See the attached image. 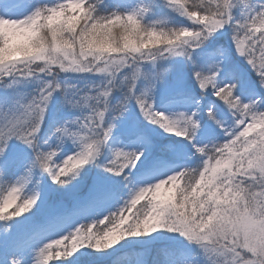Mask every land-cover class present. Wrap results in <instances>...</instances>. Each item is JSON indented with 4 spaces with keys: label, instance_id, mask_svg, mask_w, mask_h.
<instances>
[{
    "label": "snow or ice",
    "instance_id": "6c2138e0",
    "mask_svg": "<svg viewBox=\"0 0 264 264\" xmlns=\"http://www.w3.org/2000/svg\"><path fill=\"white\" fill-rule=\"evenodd\" d=\"M223 3L229 7L228 0H223ZM234 19L223 28L209 31L191 49L200 48L210 37L231 25L232 47L256 73L257 80L248 82L238 68L229 65L230 49H214L207 58H202L200 64L192 61L195 67L191 77H194L202 97L210 93L216 97L215 101L203 104L188 86L187 78L179 67L173 69L167 80L162 72L142 71L144 64L153 66L158 59L187 55L192 60V53L188 50L178 55L165 53L156 59L148 56L138 61L135 67L131 64L120 67L108 78L98 99L97 91L94 95L84 94L76 98L68 94V86L65 85L67 104L73 108L86 105L89 111L62 123L56 120L49 122L52 130L49 139L43 143L40 142V133L48 105L62 87L57 79L40 88L38 94L26 102L17 101L18 107L10 113H0V179L12 171L19 173L15 181L4 188L5 196L0 197V221L6 225L0 229V245H3L0 264H21L19 258L28 250L34 251V264H50L56 260L54 257L48 259L46 255L47 250L53 247L52 242L74 238H79L81 245L73 252L75 256L69 264H87L85 258L89 253L85 245L98 251L106 250L124 237L150 236L162 228L179 233L190 243L199 245L206 255L209 253L207 238L202 236L207 218L194 206L192 189L181 191L176 187L180 183L177 174L182 169L191 171L193 168L178 162L170 163L161 156L145 165L141 158H147L146 153L153 151L172 154L177 161L198 156L199 163L194 167L198 175L204 161L211 154H218L217 150L223 149L226 142L242 132L264 108V93L258 92V89H264V32L242 36L244 30L239 24H234ZM122 69L127 71L121 72ZM117 73L122 76L119 81ZM8 78L13 83L26 79L22 75L15 78L0 76V81ZM141 80L143 84L138 83ZM121 85H124L122 98L112 104L111 94ZM157 91L173 96L170 103L178 99L190 110L173 111L158 107L154 99ZM130 105L138 108L149 124L158 125L173 137L185 139L157 146L153 138L140 129L137 121L126 115ZM203 112H207V116H202ZM204 120H208L211 126L205 128ZM184 124H187L186 131L177 135V126ZM117 128L118 133L114 132ZM52 137L55 138L54 143L49 142ZM120 137L128 142H120ZM86 140L96 141L99 155L102 150H107L111 158L102 164L98 162L105 173L96 177L88 190L80 195L78 186L72 181L81 175L83 166L89 164L85 163L87 157L77 161L82 167L68 171L65 161L77 150L63 156L59 153L66 142H71L78 149ZM45 173L60 190L74 197L71 208L63 203L50 204L51 188L43 195L35 188L30 191L33 193L31 196L19 195L34 177ZM116 177L126 182L129 191L128 198L113 211L109 205L115 193L107 181ZM35 182L39 184L40 180L37 178ZM87 220L92 223H80ZM130 223L135 224L132 231L125 227ZM82 248L85 250L78 251ZM68 256L65 252L60 258Z\"/></svg>",
    "mask_w": 264,
    "mask_h": 264
},
{
    "label": "clouds",
    "instance_id": "9594fccd",
    "mask_svg": "<svg viewBox=\"0 0 264 264\" xmlns=\"http://www.w3.org/2000/svg\"><path fill=\"white\" fill-rule=\"evenodd\" d=\"M101 3L36 0L22 15L0 14V76L22 75L42 87L61 72H95L110 77L120 67H135L148 56L156 59L165 53H186L209 31L229 24L238 5L243 11L234 24L244 30L242 36L264 32L262 0H228L229 7L223 0H159L161 7L187 18L188 25L150 18L151 0H136L130 7L104 11L99 10ZM104 86L98 88L97 99ZM186 129L187 124L177 126L176 134ZM99 151L96 141L82 142L65 161L67 170L82 167L77 161L85 157V163L94 161ZM217 153L204 161L198 175L194 167L191 171L182 169L176 187L181 191L191 188L194 206L207 218L202 236L207 238L209 264H264V108ZM29 193L26 197L33 195ZM5 194L0 189V197ZM125 227L132 231L135 224ZM52 244L46 255L59 259L65 252L72 255L81 240Z\"/></svg>",
    "mask_w": 264,
    "mask_h": 264
},
{
    "label": "rangeland",
    "instance_id": "374dc122",
    "mask_svg": "<svg viewBox=\"0 0 264 264\" xmlns=\"http://www.w3.org/2000/svg\"><path fill=\"white\" fill-rule=\"evenodd\" d=\"M159 1V0H157ZM36 0H0V14H7V15H22L25 12H28L33 7ZM264 2V0H262ZM169 14L170 18L168 21H171L172 25H188L191 22L187 20V18L179 16L177 13H174L170 9L164 8ZM243 8L242 5H238L236 8L233 9V12L237 14L239 17L242 14ZM232 27L231 25L226 26L224 30L218 32L217 34L210 37L208 41L205 42L200 48L196 49H189L192 53V60L188 58L187 55L184 56H175V57H168L167 59H158L156 61L155 67L151 64L146 63L142 67V71L145 72H162L164 78L167 80L170 78L171 73L174 68H181L185 77L187 78V84L190 88H192L194 94L197 96L198 99H201L203 104H207L211 101H215L212 98L210 93L201 94V90L195 85L194 77H191L193 68L195 65L193 64V60L197 61V64L202 62V58H207V54L211 53L214 49L224 48L230 49V56L228 63L230 66H234L238 68L239 72L243 76L245 80L248 82H253L257 80L256 73L251 69V67L247 64L246 60L239 55L234 47H232ZM167 55V54H166ZM167 69L168 71H164ZM127 69H122L121 72H126ZM43 76V74H41ZM118 81L122 79L121 73H117ZM51 77H45V79H50ZM109 77L106 74L101 73H73V72H61L59 75L56 76V79L61 83V89H58L57 92L53 95L48 108H47V117L45 120L44 128H49V122L56 120L57 123H62L65 120L74 119L77 116H82L86 114L89 109L86 105H80L76 108L71 107L66 102V96L64 91V86H68V94L79 98L84 94H92L94 95L95 92L98 90L99 87H103V85L107 82ZM138 83L143 84V80L139 81ZM42 87V85L36 82L32 78L28 79H19V82L13 83L12 80L5 79L0 81V113L4 112H11L13 111L17 105V101L23 103L27 100L31 99L32 96L37 95L38 91ZM124 85H121L120 88L114 89L111 94V103L116 104L123 95ZM258 92L264 93V89H258ZM155 103L160 108H169L173 111L179 110H190L186 105L179 102L177 99L175 103H170L174 98L171 95L162 94L160 91L154 96ZM130 116L132 119L137 121L139 127L142 131L147 133L151 136L157 146L162 144H171L174 141H181L184 140V137L175 136L173 137L171 134L165 132L161 129L158 125H151L149 124L142 115H140L138 108L130 105L129 106V113L126 114ZM202 116H207V112H203ZM205 128L211 126L208 120L203 121ZM51 130V129H50ZM114 132H119V128L114 129ZM45 129H43L40 133V142L43 143L44 140L49 139V135L44 138ZM44 134V135H41ZM120 142L127 143L123 137L119 138ZM51 143L55 142V138L52 137L50 139ZM77 150L75 146L71 142H66L62 145V150L59 153L60 156H63L65 153L72 152ZM147 158L142 157V161L145 165L150 164L152 159L156 156H161L170 163H181L183 165H189V162L194 160L196 165L199 163L198 156H189L184 160L177 161V158L172 154H165L160 153L158 151H153L151 153H146ZM111 158L110 152L107 150H102L101 155H99L96 160L90 162L89 164L83 166V170L81 171V175L77 176L75 180L72 181L73 185L78 186V190L80 195H83L89 188V186L94 183L96 177L100 176L102 173H105V170L98 166L99 164L104 163L107 159ZM134 171V169H133ZM19 173L12 171L6 174L0 182V189H4L6 185L14 182L17 175ZM107 176L111 177V173H106ZM40 180V183L37 184L35 181L36 179ZM117 181H119L117 184ZM108 185L114 190L115 198L112 200L111 204L109 205L113 211L115 208L122 204L125 199L128 198V185L125 181H123L120 177H116L114 179H109L107 181ZM58 185L52 183L51 179L48 178L47 174L45 173L43 176L34 177L32 183H30L25 191H22L20 194L22 196H26L30 194L29 191L32 189L41 190L42 195L44 192L49 191V188L52 190L51 199L49 201L50 204H59L63 203L65 206L72 207L74 202V197H71V202L68 203V200L61 195L59 191ZM52 200V201H51ZM143 203V201L141 202ZM139 207V206H138ZM91 219V217H89ZM89 222V221H87ZM4 221H0V229L5 227ZM13 231L15 229H12ZM59 238V237H56ZM153 240H164L166 242H171L180 246L183 250H186L192 254L191 260L197 262L196 264H209L208 256L204 253L203 249L199 247V245L190 243L186 238L181 236L179 233L170 231L166 228L159 229L157 232L143 241V243L151 242ZM3 250V245H0V251ZM30 251L28 254L27 259L24 261V264H31V261L34 258V251ZM27 251V252H28ZM103 258V257H102ZM101 258V259H102ZM107 256L103 258L106 259ZM109 261H104L105 264H117L116 256H109ZM128 264H165L163 261L156 259L153 261L137 259L129 262ZM184 264V263H181Z\"/></svg>",
    "mask_w": 264,
    "mask_h": 264
},
{
    "label": "trees",
    "instance_id": "16d2710c",
    "mask_svg": "<svg viewBox=\"0 0 264 264\" xmlns=\"http://www.w3.org/2000/svg\"><path fill=\"white\" fill-rule=\"evenodd\" d=\"M136 0H102V3L99 5V10H111L114 7L119 8H127L132 6ZM152 3V13L150 18L154 19L157 17L169 19L171 16L170 14L159 5V1L157 0H151ZM235 18H239L237 14L234 13ZM171 23V21H168ZM213 100H216L215 98H212ZM49 125V124H48ZM45 129V135H49L50 128L46 127ZM189 167H196V163L194 160L190 162L188 165ZM1 182V179H0ZM119 181H117V184ZM8 184H10L8 182ZM59 191L61 192V195L64 196L68 200V203L71 202V197L69 196L65 191L60 190L59 186H57ZM53 195V194H52ZM52 201V200H51ZM66 207H70L69 205ZM92 221L84 222L82 224H91ZM103 227V226H101ZM154 233H152L150 236H127L124 237L118 244L115 246L108 248L106 250H96L92 247H89L85 245V248L87 249V252L89 255L85 258L87 261V264H105L104 261H109V256L113 257L116 256L117 264H128L129 262H132L133 260L137 259H143L148 261H153L156 259H159L163 261L165 264H196L197 262H193L191 260L192 254L190 252L183 250L180 246L173 244L171 242H166L164 240H153L151 242L143 243L144 240L151 237ZM66 244H70L71 240L66 241ZM61 251H63V245L61 246ZM85 249H79L78 251H84ZM30 251L26 252L23 256L20 258L25 261L28 257V253ZM75 254H72L68 257H63L56 259L54 262H50V264H69L70 261L73 260V257ZM107 256L106 259L103 260V258ZM103 257V258H102ZM102 258V259H101Z\"/></svg>",
    "mask_w": 264,
    "mask_h": 264
}]
</instances>
